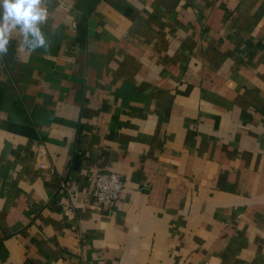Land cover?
Masks as SVG:
<instances>
[{"label":"crops","instance_id":"obj_1","mask_svg":"<svg viewBox=\"0 0 264 264\" xmlns=\"http://www.w3.org/2000/svg\"><path fill=\"white\" fill-rule=\"evenodd\" d=\"M47 7L0 57V264H264V0Z\"/></svg>","mask_w":264,"mask_h":264},{"label":"clouds","instance_id":"obj_2","mask_svg":"<svg viewBox=\"0 0 264 264\" xmlns=\"http://www.w3.org/2000/svg\"><path fill=\"white\" fill-rule=\"evenodd\" d=\"M47 4L48 0H0V57L7 55L16 31L22 37L20 49L47 53L50 43L42 31L49 18Z\"/></svg>","mask_w":264,"mask_h":264},{"label":"built area","instance_id":"obj_3","mask_svg":"<svg viewBox=\"0 0 264 264\" xmlns=\"http://www.w3.org/2000/svg\"><path fill=\"white\" fill-rule=\"evenodd\" d=\"M33 147L43 158L40 167L46 168L47 163L44 161L48 154L46 147L36 142ZM125 187L126 181L121 173L115 171H99L95 174L91 196L99 204H110L117 202L121 198Z\"/></svg>","mask_w":264,"mask_h":264}]
</instances>
